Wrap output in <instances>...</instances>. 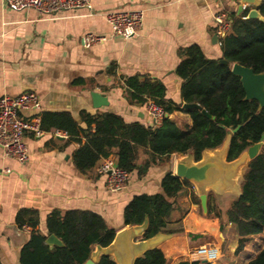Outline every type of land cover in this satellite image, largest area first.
<instances>
[{
    "label": "crops",
    "instance_id": "obj_1",
    "mask_svg": "<svg viewBox=\"0 0 264 264\" xmlns=\"http://www.w3.org/2000/svg\"><path fill=\"white\" fill-rule=\"evenodd\" d=\"M240 1L90 0L89 10L72 9L48 15L34 8L13 10L0 0V96L33 91L41 103L39 117L44 111H67L82 128L85 125L80 120V110L112 112L125 122L151 125L146 105L129 104L120 80L122 75L145 74L159 79L165 86L166 98L180 103L172 105L168 116L181 134L188 133L193 121L181 108L180 79L175 74L179 61L176 50L196 43L206 57L219 58V39L212 40L214 14H237L246 7L249 11L255 9L252 4H243L239 10ZM111 10L140 11L142 22L137 34L128 39L113 35L105 19V12ZM86 33L103 39L83 45L81 38ZM92 93L101 94L100 98H93ZM20 114L27 116L31 112ZM24 138L28 150L25 163H18L0 149L2 264L36 263L35 249L25 247L30 228H20L14 222L18 209H37V229L45 235L46 215L52 209L90 210L118 230L124 227V205L135 194L161 191L163 174L173 173L174 161L180 156L172 153L168 160L151 164L141 176L133 171L125 188L113 192L106 187L105 176L96 171L101 160L85 173L75 167L72 153L78 143H66V135L44 130L38 136L26 132ZM136 153L137 165L149 160L147 144L137 146ZM193 190L198 195L194 186ZM174 204L168 227L181 230L167 233L169 237L156 245L169 264L196 261L194 249L205 243L213 244L219 251L218 258L209 264H246L264 245L263 230L236 251L234 224L226 222L220 228L217 218L195 210L197 204L190 202L188 194H180ZM206 236L210 239L205 240Z\"/></svg>",
    "mask_w": 264,
    "mask_h": 264
},
{
    "label": "trees",
    "instance_id": "obj_2",
    "mask_svg": "<svg viewBox=\"0 0 264 264\" xmlns=\"http://www.w3.org/2000/svg\"><path fill=\"white\" fill-rule=\"evenodd\" d=\"M255 8L260 17H245L249 12L248 7L237 14H230V29L219 38V58L206 57L196 43L177 48L179 61L175 74L180 79V100L182 103L199 104L211 116L207 117L196 108L187 110L193 121L190 132L181 134L166 115L158 124L144 125L138 121L125 122L120 115L112 112L90 113L85 110L79 112L84 128L67 111L42 112L41 128L64 132L66 143H78L72 153V160L82 173L94 168L102 158L112 155L120 169L128 174L136 171L141 176L151 164L168 160L172 153L190 155L196 161L205 150L220 147L226 139V159H235L248 146L259 141L264 132V107H259L254 99H244L239 77L230 70V64L236 62L251 67L255 73L264 72V0H259ZM220 59L226 63H221ZM120 80L129 104H147L151 101L167 115L172 112V105H180L166 98L165 86L157 78L133 74L122 75ZM145 144L150 151L149 160L137 165L136 147ZM160 188L159 192L133 195L123 207L124 226L141 224L147 220L142 238L163 231L174 233L181 230L168 227L171 213L175 209L174 199L180 194H188L190 202L197 204L198 212L203 213L200 198L188 180L166 171L160 180ZM208 197L207 193L204 214L217 218L220 228L226 222L234 224L236 251L242 249L254 236L262 234L264 144L247 163L240 192L225 209L221 211L215 208ZM14 222L20 228H30L31 236L25 247L35 249V264H83L93 247L107 245L116 231L93 211L52 209L45 219L47 235H55L62 244L48 245L45 242L47 235L37 229V209H18ZM93 264L115 263L110 256L101 255ZM134 264H169V259L162 249L155 247L139 256ZM177 264H199V260ZM246 264H264V245Z\"/></svg>",
    "mask_w": 264,
    "mask_h": 264
},
{
    "label": "built area",
    "instance_id": "obj_3",
    "mask_svg": "<svg viewBox=\"0 0 264 264\" xmlns=\"http://www.w3.org/2000/svg\"><path fill=\"white\" fill-rule=\"evenodd\" d=\"M4 4L13 10L34 8L48 15H57L72 9H90V0H4ZM105 19L113 35L123 39L136 35L142 22L141 12L138 10L107 11ZM213 24L219 39L230 29L231 17L227 12L219 11L214 14ZM101 39L103 36L86 33L82 36L81 42L83 45H90ZM145 105L153 124H158L165 115L162 109L151 101ZM40 107V100L33 91H23L16 96L6 94L0 96V149L4 155L18 163H25L28 160L25 133L31 132L36 136L44 133L40 126ZM22 111L31 114L22 116L20 114ZM55 134L66 135L60 131H55ZM96 171L105 176V184L110 191L115 192L125 188L129 174L117 166L115 158L111 155L101 159ZM193 253L195 259L209 263H213L219 256L218 248L210 243L198 246Z\"/></svg>",
    "mask_w": 264,
    "mask_h": 264
},
{
    "label": "water",
    "instance_id": "obj_4",
    "mask_svg": "<svg viewBox=\"0 0 264 264\" xmlns=\"http://www.w3.org/2000/svg\"><path fill=\"white\" fill-rule=\"evenodd\" d=\"M239 10L243 4H252L258 6L259 0H241ZM258 10L252 9L247 17L257 18ZM213 41L218 40V36L213 34ZM221 63H226L220 59ZM230 70L239 77L241 86L244 90V99H254L259 107H264V72L255 73L251 67L243 66L239 63L230 64ZM101 94L92 93L93 98H100ZM181 108L189 110L191 108L199 109L207 117H211L197 103H182ZM168 116L167 114H165ZM171 119V116H168ZM236 130L232 129V132ZM228 139L224 140L222 145L210 151L205 150L199 160H193L190 155H180L174 161L173 175L188 180L196 189L200 198V205L203 212H206V191L208 188L215 187L219 191L240 192L237 186V179L242 178L240 168L247 166L250 159L254 158L261 146L264 144V132L259 141L248 146L238 157L233 160L226 159ZM117 164V163H116ZM147 226L145 219L141 224L126 225L115 231L112 240L105 246L95 245L90 252L88 259L83 264H93L98 261L101 255L110 256L115 264H134L135 260L149 249L155 248L163 239L169 237V234L159 232L151 237L142 238ZM45 242L48 245H61L62 242L53 234H48ZM205 263V260H202Z\"/></svg>",
    "mask_w": 264,
    "mask_h": 264
},
{
    "label": "rangeland",
    "instance_id": "obj_5",
    "mask_svg": "<svg viewBox=\"0 0 264 264\" xmlns=\"http://www.w3.org/2000/svg\"><path fill=\"white\" fill-rule=\"evenodd\" d=\"M245 166L243 167H241L240 168V174H243L244 173V171H245ZM240 177H241V175H240ZM238 178L237 179V186H238V188L240 187V183H241V179L242 178ZM208 194H209V197H208V199H209V201L211 202V204L213 205V206H215V208H217V209H219V210H223V209H225L228 205H229V203L231 202V200L236 196L235 194H236V192H231V191H226V192H224V191H219L217 188H215V187H211V188H208ZM198 209H199V207H198V205H197V207L195 208V210H197L198 211ZM177 225L178 226H180V221L177 223ZM204 239L205 240H208V239H210L209 237H204ZM192 251V250H191ZM190 251V252H191ZM209 263V262H208ZM199 264H201L200 262H199Z\"/></svg>",
    "mask_w": 264,
    "mask_h": 264
},
{
    "label": "bare ground",
    "instance_id": "obj_6",
    "mask_svg": "<svg viewBox=\"0 0 264 264\" xmlns=\"http://www.w3.org/2000/svg\"><path fill=\"white\" fill-rule=\"evenodd\" d=\"M209 225V224H208Z\"/></svg>",
    "mask_w": 264,
    "mask_h": 264
}]
</instances>
